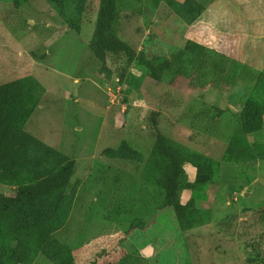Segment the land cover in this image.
<instances>
[{
	"label": "rangeland",
	"instance_id": "rangeland-1",
	"mask_svg": "<svg viewBox=\"0 0 264 264\" xmlns=\"http://www.w3.org/2000/svg\"><path fill=\"white\" fill-rule=\"evenodd\" d=\"M99 6L0 0V86L22 80L40 101L25 125L41 142L30 162L49 173L58 156L77 163L67 192L44 203L51 241L31 264H264V116L253 114L264 100V0H121V38L136 52H186L187 74L161 82L116 55L105 77L89 50ZM192 45L229 57L232 81H194ZM129 74L138 90L121 83ZM234 138L246 148L235 164L225 157ZM160 143L179 171L165 209L152 160Z\"/></svg>",
	"mask_w": 264,
	"mask_h": 264
},
{
	"label": "trees",
	"instance_id": "trees-1",
	"mask_svg": "<svg viewBox=\"0 0 264 264\" xmlns=\"http://www.w3.org/2000/svg\"><path fill=\"white\" fill-rule=\"evenodd\" d=\"M120 1L100 0L95 31L89 45L93 56L103 63L101 71L105 77L108 80L111 78V71L106 66L108 55L123 56L129 62H135L145 68L155 82L163 81L165 73L172 74L174 78L186 75L185 50L176 53L170 60H164L149 47L136 52L121 38L126 22L119 11ZM190 49L189 66L194 81L216 87L232 81L234 66L229 57L202 45H192ZM121 83H129L138 90L141 79L129 74L127 79L121 77ZM31 97L22 80L0 86V264H31L42 248L50 243L51 227L44 203L53 195L67 192L77 167L76 160L66 156L56 157L61 165L52 173L40 168L43 165L40 159L35 165L30 162V149L41 143L25 130L26 122L40 104L39 99ZM253 114L264 116V100ZM159 118L158 111H151L146 119L152 138L157 143L164 138ZM174 146L176 152L182 155L180 145ZM155 152L158 153L152 159L158 174L155 185L160 200H163L160 209L172 208L175 198L173 182L179 171L161 143ZM245 155L246 148L239 139H232L226 150V160L235 164ZM202 159L197 158L200 163ZM26 164L34 166L28 174L23 171ZM137 228L135 224L131 227L132 230ZM63 264L79 263L76 258L68 257Z\"/></svg>",
	"mask_w": 264,
	"mask_h": 264
},
{
	"label": "water",
	"instance_id": "water-1",
	"mask_svg": "<svg viewBox=\"0 0 264 264\" xmlns=\"http://www.w3.org/2000/svg\"><path fill=\"white\" fill-rule=\"evenodd\" d=\"M249 194H245V197H248Z\"/></svg>",
	"mask_w": 264,
	"mask_h": 264
}]
</instances>
